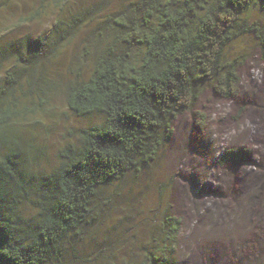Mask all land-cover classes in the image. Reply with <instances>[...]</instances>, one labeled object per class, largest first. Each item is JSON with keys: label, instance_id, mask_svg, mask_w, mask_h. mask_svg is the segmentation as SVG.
I'll return each mask as SVG.
<instances>
[{"label": "rangeland", "instance_id": "obj_1", "mask_svg": "<svg viewBox=\"0 0 264 264\" xmlns=\"http://www.w3.org/2000/svg\"><path fill=\"white\" fill-rule=\"evenodd\" d=\"M136 1L0 0V105L11 110L0 132L29 177L52 171L58 153L102 121L74 114L67 94L113 41L110 16ZM227 54L239 61L235 96L203 85L154 160L98 189L87 219L48 264H144L165 212L181 222L169 264H264V57L249 35ZM225 148L250 150V163L219 167ZM19 214L30 219L35 209L24 203Z\"/></svg>", "mask_w": 264, "mask_h": 264}, {"label": "trees", "instance_id": "obj_2", "mask_svg": "<svg viewBox=\"0 0 264 264\" xmlns=\"http://www.w3.org/2000/svg\"><path fill=\"white\" fill-rule=\"evenodd\" d=\"M255 15H264V0H137L110 16L113 41L66 98L74 114L99 113L102 121L81 130L78 144L61 150L57 167L38 178L22 171L21 151L0 132V147L7 145L0 152V264H48L87 219L98 189L154 160L203 85L235 96L239 61L228 57L230 44L253 36L264 57L263 24ZM10 113L0 105V129ZM250 157L246 148H225L216 163L244 167ZM24 203L35 209L30 219L20 217ZM180 227L175 215L161 216L144 264H169Z\"/></svg>", "mask_w": 264, "mask_h": 264}]
</instances>
